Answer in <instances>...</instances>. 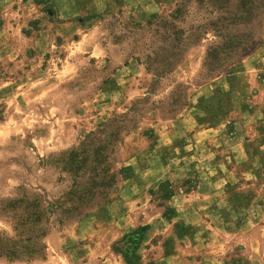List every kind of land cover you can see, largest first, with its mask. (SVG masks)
<instances>
[{
	"label": "rangeland",
	"instance_id": "rangeland-1",
	"mask_svg": "<svg viewBox=\"0 0 264 264\" xmlns=\"http://www.w3.org/2000/svg\"><path fill=\"white\" fill-rule=\"evenodd\" d=\"M156 1L164 6L142 18L124 8L87 23V15L57 17L49 1L0 0L1 233L13 241L27 235L13 229L11 200L38 199L41 207L63 200L71 180L52 163L62 152L112 119H131L113 156L121 177L111 200L61 226L60 211L45 213L40 252L0 257V264H102L117 255L127 262L122 237L144 225L155 235L149 253L141 260L136 250L137 261L127 264L167 254L193 264L207 255L221 264H264V125L253 117L262 102L252 85L253 68L264 62V13L255 45L213 76H199L206 49L219 40L211 31L188 39L158 75L134 58L162 45L137 27L176 3ZM193 19L183 27L199 23ZM249 28L224 22L221 31ZM131 213V229L117 235Z\"/></svg>",
	"mask_w": 264,
	"mask_h": 264
},
{
	"label": "trees",
	"instance_id": "trees-1",
	"mask_svg": "<svg viewBox=\"0 0 264 264\" xmlns=\"http://www.w3.org/2000/svg\"><path fill=\"white\" fill-rule=\"evenodd\" d=\"M45 3L49 0H35ZM233 0H176L174 9L166 14H152L144 25L139 26L156 41L161 42L156 50L133 55L144 67L158 75L167 73L179 59L188 39L199 40L209 31L219 40L209 46L203 56L199 76L202 79L213 76L229 61L243 55L251 49L258 39L257 21L264 13V0H236L234 11H229ZM194 17L197 24L183 27L188 17ZM214 19H211V17ZM224 22L245 24L250 28L241 33L223 35ZM162 33V39L160 34ZM131 119L121 115L110 120L84 137L81 146L72 147L61 153L52 163L70 177L71 189L61 202L23 203L22 199H13L8 203L15 226L27 235L16 241L0 232V257L9 260L29 259L42 249L39 240L45 235V213L60 211L58 225H64L75 217L87 215L92 210L107 204L111 200L121 177V169L115 168L113 158L116 149L124 140L130 127ZM167 197L171 192L166 189ZM16 208L20 211L16 213ZM147 225L129 232L122 237L125 248L121 250L128 263L137 261L136 250ZM20 234V233H19ZM153 264V263H151Z\"/></svg>",
	"mask_w": 264,
	"mask_h": 264
},
{
	"label": "crops",
	"instance_id": "crops-1",
	"mask_svg": "<svg viewBox=\"0 0 264 264\" xmlns=\"http://www.w3.org/2000/svg\"><path fill=\"white\" fill-rule=\"evenodd\" d=\"M53 4L55 15L59 18H66V17H78L81 15H87L89 17V22L92 23L99 19V17L107 16L109 13L119 10V9H133L132 13L136 18H142L150 13L159 11L164 5L162 2H157L156 0H49V4ZM51 6V5H50ZM61 20V19H60ZM60 20H58L60 22ZM130 64V63H129ZM128 63L125 66L129 65ZM254 69V76H253V83L256 87V96L260 98V101L262 102V107L260 110H255L253 113L254 118H258L259 121L262 122L264 125V118H262L264 114V78H262V72H264V62H262L261 66H256ZM118 71L114 73L116 75ZM258 73L259 76H258ZM253 74V73H252ZM255 96V97H256ZM257 120V119H255ZM262 133V132H260ZM259 136V135H257ZM261 147H264V133L261 134L260 138ZM210 182H212V179H208ZM207 181V182H209ZM189 196V194H187ZM189 208H195L196 205L190 202V199H188ZM111 203L114 204L112 201ZM110 204V203H109ZM184 207V206H183ZM182 207V208H183ZM180 207L176 208V211L179 210ZM125 213V212H124ZM133 214L131 213L128 215V217L124 216L122 217L120 221V227L121 226H127L124 228H121L117 231V235L127 232L131 229L130 224L128 225V222L132 220ZM141 223L136 218V224L138 225ZM133 226V225H131ZM151 226L146 230L144 235L141 238L139 248H137V252L140 256V259L146 258L147 253H149V248L147 247V244L150 242V240L153 238L154 232L151 233L152 230ZM160 231V230H158ZM185 240V239H184ZM197 241L198 237L194 236L192 239H187L188 244L194 243L192 241ZM186 241V240H185ZM176 249V248H175ZM178 250V249H177ZM186 263L183 262V258L180 257L179 254H167L157 257L154 260V264H193L192 261L189 260V258H186ZM221 264V260L219 257L210 256L207 255L205 259H202L199 264ZM102 264H127L125 260H123L119 255L114 256L113 258L107 257L106 260L102 261Z\"/></svg>",
	"mask_w": 264,
	"mask_h": 264
}]
</instances>
